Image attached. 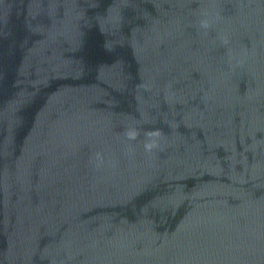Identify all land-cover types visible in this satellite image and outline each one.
I'll return each instance as SVG.
<instances>
[{
	"label": "water",
	"instance_id": "water-1",
	"mask_svg": "<svg viewBox=\"0 0 264 264\" xmlns=\"http://www.w3.org/2000/svg\"><path fill=\"white\" fill-rule=\"evenodd\" d=\"M0 264H264V0H0Z\"/></svg>",
	"mask_w": 264,
	"mask_h": 264
}]
</instances>
